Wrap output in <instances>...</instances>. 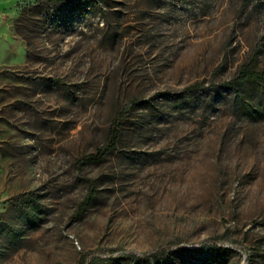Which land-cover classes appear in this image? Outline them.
<instances>
[{
    "label": "rangeland",
    "instance_id": "obj_1",
    "mask_svg": "<svg viewBox=\"0 0 264 264\" xmlns=\"http://www.w3.org/2000/svg\"><path fill=\"white\" fill-rule=\"evenodd\" d=\"M249 60L264 0H0V264H264V114L183 92Z\"/></svg>",
    "mask_w": 264,
    "mask_h": 264
},
{
    "label": "trees",
    "instance_id": "obj_2",
    "mask_svg": "<svg viewBox=\"0 0 264 264\" xmlns=\"http://www.w3.org/2000/svg\"><path fill=\"white\" fill-rule=\"evenodd\" d=\"M49 2L60 4L67 0H47ZM252 88L256 94V100L253 102V108L248 101L247 94H244L247 89ZM183 92L187 97L203 96L207 100V104L217 102V100H228L233 110H240L243 113L252 112L257 117L264 114V70L257 71L254 69V61H246L239 66L234 76L224 82L211 84L204 87L202 84H192L187 86ZM202 93V94H201ZM115 119L108 130L106 143L98 148L95 154H90L82 157L77 161V165L82 168L88 165L101 163L103 159L111 153L118 140L119 126ZM91 199V194L87 195L84 202ZM197 253L196 250L186 251H171L169 248H159L149 254L135 257L132 264H186L187 256ZM179 256V257H177ZM180 259V260H178ZM76 264H86L85 258L80 256Z\"/></svg>",
    "mask_w": 264,
    "mask_h": 264
}]
</instances>
